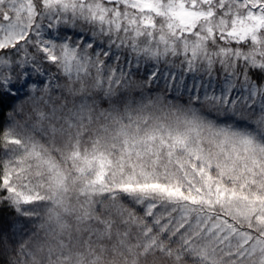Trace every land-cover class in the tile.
Masks as SVG:
<instances>
[{
    "label": "snow or ice",
    "instance_id": "obj_1",
    "mask_svg": "<svg viewBox=\"0 0 264 264\" xmlns=\"http://www.w3.org/2000/svg\"><path fill=\"white\" fill-rule=\"evenodd\" d=\"M0 264H264V0H0Z\"/></svg>",
    "mask_w": 264,
    "mask_h": 264
},
{
    "label": "trees",
    "instance_id": "obj_2",
    "mask_svg": "<svg viewBox=\"0 0 264 264\" xmlns=\"http://www.w3.org/2000/svg\"><path fill=\"white\" fill-rule=\"evenodd\" d=\"M16 221V217L9 210H0V225H11Z\"/></svg>",
    "mask_w": 264,
    "mask_h": 264
}]
</instances>
